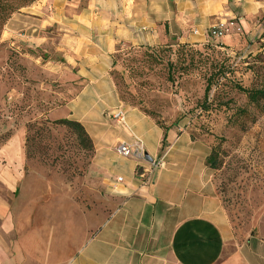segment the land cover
<instances>
[{
	"label": "crops",
	"instance_id": "obj_1",
	"mask_svg": "<svg viewBox=\"0 0 264 264\" xmlns=\"http://www.w3.org/2000/svg\"><path fill=\"white\" fill-rule=\"evenodd\" d=\"M34 9L38 24L59 32L57 50L78 85L67 116L91 134L94 154L77 186L26 170L18 143L0 151V264H264V234L239 238L208 169L183 151L142 176L147 165L116 148L136 137L157 158L144 125L138 116L131 125L113 121L123 129L116 134L104 115L117 108L108 66L120 45H151L166 30L201 44L218 22L255 31L264 0H40ZM157 138L162 147V130Z\"/></svg>",
	"mask_w": 264,
	"mask_h": 264
},
{
	"label": "rangeland",
	"instance_id": "obj_2",
	"mask_svg": "<svg viewBox=\"0 0 264 264\" xmlns=\"http://www.w3.org/2000/svg\"><path fill=\"white\" fill-rule=\"evenodd\" d=\"M0 1L8 8L0 10V151L18 143L26 170L81 186L94 148L88 150L76 132L55 124L71 120L66 106L78 91L57 50L59 32L28 13L40 0ZM261 27H235L239 30L201 44L166 30L151 45H120L108 66L114 105L135 110L126 111L127 124L138 116L152 158L161 153L157 133L162 130L173 145L166 162L184 151L192 155L186 162L208 169L240 239L264 234V102L252 104L236 89L264 87ZM111 111L104 114L105 129L119 134L123 129L114 126ZM209 154L215 169L206 164ZM3 156L0 166L7 164ZM120 163L115 160L116 172L124 170Z\"/></svg>",
	"mask_w": 264,
	"mask_h": 264
},
{
	"label": "built area",
	"instance_id": "obj_3",
	"mask_svg": "<svg viewBox=\"0 0 264 264\" xmlns=\"http://www.w3.org/2000/svg\"><path fill=\"white\" fill-rule=\"evenodd\" d=\"M235 27L237 26L232 21L225 23L218 22L217 24L212 25L207 30V38L221 39L234 29H238ZM110 117L118 125L126 124V113L123 107H117L113 109L110 113ZM171 146L172 144L162 150L157 158L151 159L150 161L145 157L146 152L142 141L136 137L133 139L132 143H119L116 151L123 158H134L145 163L147 165V168H145V170H142V176L144 175L149 177V175H151L153 171L161 170L165 167V157L169 153ZM121 181V178H117V182Z\"/></svg>",
	"mask_w": 264,
	"mask_h": 264
},
{
	"label": "trees",
	"instance_id": "obj_4",
	"mask_svg": "<svg viewBox=\"0 0 264 264\" xmlns=\"http://www.w3.org/2000/svg\"><path fill=\"white\" fill-rule=\"evenodd\" d=\"M34 0H32L31 2H33ZM7 7L6 5H4L1 1H0V10H4V8ZM8 8H5V10H7ZM212 39V38H211ZM210 38H208V41L211 40ZM211 83H208V85L205 88V92H204V98L207 100L208 97V93L211 90ZM236 89L245 94L247 97L248 102L252 103V104H259L261 102H264V87H260V88H251V89H246L243 88L239 85H236ZM206 109V108H205ZM55 124L63 126L67 129H70L74 132H76L77 134V138L79 140V142L84 145L85 147H87L88 150L92 149V141L89 138V136L87 135L84 127L73 120H68V119H59L57 121H55ZM156 126H158L156 124ZM159 127V126H158ZM162 147H160V150H164L166 147H169L171 144L170 142H168L166 140V134L164 133V136L162 138ZM206 164L209 168L211 169H215L216 168V164H215V158L213 157V154H209V156L207 157L206 160Z\"/></svg>",
	"mask_w": 264,
	"mask_h": 264
},
{
	"label": "water",
	"instance_id": "obj_5",
	"mask_svg": "<svg viewBox=\"0 0 264 264\" xmlns=\"http://www.w3.org/2000/svg\"><path fill=\"white\" fill-rule=\"evenodd\" d=\"M145 157H146L147 160H149V161L151 160V158L147 154H146Z\"/></svg>",
	"mask_w": 264,
	"mask_h": 264
}]
</instances>
